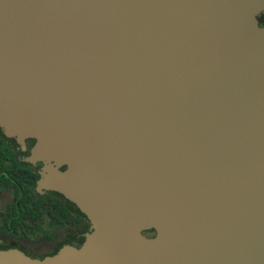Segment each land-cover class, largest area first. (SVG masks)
Instances as JSON below:
<instances>
[{
	"label": "water",
	"instance_id": "95a60500",
	"mask_svg": "<svg viewBox=\"0 0 264 264\" xmlns=\"http://www.w3.org/2000/svg\"><path fill=\"white\" fill-rule=\"evenodd\" d=\"M256 2L0 0V132L98 236L0 264H264Z\"/></svg>",
	"mask_w": 264,
	"mask_h": 264
},
{
	"label": "flooded vegetation",
	"instance_id": "af4514ba",
	"mask_svg": "<svg viewBox=\"0 0 264 264\" xmlns=\"http://www.w3.org/2000/svg\"><path fill=\"white\" fill-rule=\"evenodd\" d=\"M254 18L264 31V0H257ZM28 147L0 132V248L46 257L97 240L91 220L78 205L63 193L40 186L51 174L45 162L32 160L34 144ZM69 169L63 164L58 172ZM157 235L156 230L142 232L144 240Z\"/></svg>",
	"mask_w": 264,
	"mask_h": 264
},
{
	"label": "bare ground",
	"instance_id": "6f19581e",
	"mask_svg": "<svg viewBox=\"0 0 264 264\" xmlns=\"http://www.w3.org/2000/svg\"><path fill=\"white\" fill-rule=\"evenodd\" d=\"M25 244V243H24Z\"/></svg>",
	"mask_w": 264,
	"mask_h": 264
}]
</instances>
